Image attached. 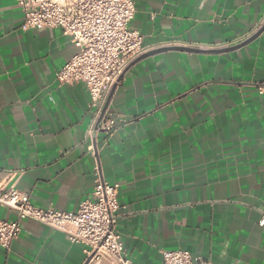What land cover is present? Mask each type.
Masks as SVG:
<instances>
[{
  "label": "crops",
  "instance_id": "0c3cea01",
  "mask_svg": "<svg viewBox=\"0 0 264 264\" xmlns=\"http://www.w3.org/2000/svg\"><path fill=\"white\" fill-rule=\"evenodd\" d=\"M131 1L146 51L111 89L116 128L97 135L91 154L87 90L55 80L76 52L71 39L57 28L23 31L17 0H0V189L75 212L98 168L118 185L115 228L131 264H161L174 250L264 264V30L223 52L264 26V0ZM0 218L15 214L0 206ZM82 250L21 221L0 264H110L86 263Z\"/></svg>",
  "mask_w": 264,
  "mask_h": 264
},
{
  "label": "built area",
  "instance_id": "2783aa9c",
  "mask_svg": "<svg viewBox=\"0 0 264 264\" xmlns=\"http://www.w3.org/2000/svg\"><path fill=\"white\" fill-rule=\"evenodd\" d=\"M23 14V31L60 29L76 49L72 58L56 73L60 84H82L89 97L93 119L87 130L88 152L98 134L110 136L116 128L107 113L111 89L121 75L145 53L143 37L130 27L135 8L131 0H17ZM264 97V84L256 86ZM95 183L90 197L75 212L40 209L14 186L0 189V206L15 214L8 221L0 218V247L8 252L20 233L21 221H32L63 233L71 244L83 247L85 262L104 260L110 264H131L116 231L119 210L118 185L103 181L94 170ZM264 228V216L258 223ZM161 264H210L192 259L183 250L162 252Z\"/></svg>",
  "mask_w": 264,
  "mask_h": 264
},
{
  "label": "water",
  "instance_id": "95a60500",
  "mask_svg": "<svg viewBox=\"0 0 264 264\" xmlns=\"http://www.w3.org/2000/svg\"><path fill=\"white\" fill-rule=\"evenodd\" d=\"M264 30V26L262 28H260L255 34H253L251 37H249L248 39H246L244 42H242L241 44H238L236 46H232L230 48H227L225 50H223V52H227V51H233L236 50L240 47H243L245 45H248L251 41H253L254 39H256L260 33ZM169 49H174V50H186V51H197V50H191V49H187V48H169ZM159 51H163V49L159 50Z\"/></svg>",
  "mask_w": 264,
  "mask_h": 264
}]
</instances>
